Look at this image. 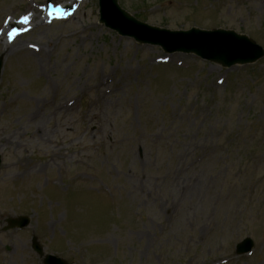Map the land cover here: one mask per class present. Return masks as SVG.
<instances>
[{
    "label": "rangeland",
    "instance_id": "1",
    "mask_svg": "<svg viewBox=\"0 0 264 264\" xmlns=\"http://www.w3.org/2000/svg\"><path fill=\"white\" fill-rule=\"evenodd\" d=\"M81 1L40 25L46 0H0V34L31 16L21 50L5 52L10 33L0 45V264H40L32 235L67 264H264V57L225 69L165 55ZM118 3L153 27L264 49V0ZM18 216L26 230L1 231ZM245 238L254 249L238 257Z\"/></svg>",
    "mask_w": 264,
    "mask_h": 264
},
{
    "label": "water",
    "instance_id": "2",
    "mask_svg": "<svg viewBox=\"0 0 264 264\" xmlns=\"http://www.w3.org/2000/svg\"><path fill=\"white\" fill-rule=\"evenodd\" d=\"M100 7L101 22L105 23L107 27L123 36L133 37L139 43L160 46L167 53L195 54L202 59L227 68L235 64L254 63L264 56V52L252 41L233 32L222 30L202 32L192 29L186 33H171L148 27L133 20L118 8L116 0H100ZM173 44L177 45L172 47ZM1 64L0 59V70ZM7 222L9 226L28 224V220L25 218L10 219ZM251 248L252 243L247 239L237 246L236 254H244ZM48 261H52L53 264H64L52 257L45 259V262Z\"/></svg>",
    "mask_w": 264,
    "mask_h": 264
},
{
    "label": "bare ground",
    "instance_id": "3",
    "mask_svg": "<svg viewBox=\"0 0 264 264\" xmlns=\"http://www.w3.org/2000/svg\"><path fill=\"white\" fill-rule=\"evenodd\" d=\"M75 4H79V3H77L76 1H75ZM37 17H38V15H37ZM29 21H31V16H29V17H25V18H22L19 22H17V23H13V26H11V25H9V28L11 29V30H15V33H21V32H23L25 29H26V26L28 25V22ZM44 20L43 19H40L39 20V24L41 25V24H44ZM10 32H8V30L7 29H5L3 32H2V34L0 35V45H2V43H4L5 42V37H6V35L7 34H9ZM9 36H10V39H11V41H12V44L11 45H7L6 44V46H4V49H5V52H7V53H10V52H13L14 51V47H16L18 50H21L20 48H21V46H15V41H16V34H14L13 32L12 33H10L9 34ZM17 45V44H16ZM28 48L29 49H32V50H34V51H41L42 49H40L38 46H35V45H33V44H31V45H29L28 46ZM31 55H33V54H35L34 52L32 53H30ZM45 104V103H44ZM35 118H36V114H35V112L33 113V112H31L28 116H27V121L29 122V123H33L34 122V120H35ZM35 132H39V128H38V126H35ZM36 133H34V135H35ZM6 144H10L9 142H5ZM5 144V145H6ZM23 148V147H22ZM18 149H21V147L20 148H18ZM60 158L62 159V155H60ZM55 159H59L58 158V156L56 155L55 156ZM21 165L23 166V168H26L27 167V165H25L24 164V162H21ZM39 169V167L38 166H32V167H30V168H28V170H27V172L25 173V174H38V171H36V170H38ZM40 170V169H39Z\"/></svg>",
    "mask_w": 264,
    "mask_h": 264
},
{
    "label": "snow or ice",
    "instance_id": "4",
    "mask_svg": "<svg viewBox=\"0 0 264 264\" xmlns=\"http://www.w3.org/2000/svg\"><path fill=\"white\" fill-rule=\"evenodd\" d=\"M57 11H60L59 9H57Z\"/></svg>",
    "mask_w": 264,
    "mask_h": 264
}]
</instances>
